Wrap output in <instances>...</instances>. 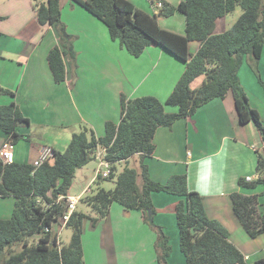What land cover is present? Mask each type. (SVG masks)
<instances>
[{
	"label": "trees",
	"instance_id": "1",
	"mask_svg": "<svg viewBox=\"0 0 264 264\" xmlns=\"http://www.w3.org/2000/svg\"><path fill=\"white\" fill-rule=\"evenodd\" d=\"M40 26H55L60 34V46L52 48L47 56L48 67L57 84L66 81V61L76 65L77 53L73 38L66 33L62 22L60 0H32ZM100 20L108 29L110 39L119 43L133 57H140L152 45L161 47L185 65V70L165 102L153 96L120 99V122L108 121L103 136L84 126L74 133L65 151H52L51 158L38 168L33 164L0 160V198L13 197L15 207L9 219L0 220V264H85L83 232L84 221L96 227L108 217L112 204L127 211H140L143 220L157 233L155 250L160 264H170L172 252L169 237L162 227L150 223L148 212L158 210L152 202L153 193H167L180 198L169 211L177 217L180 250L186 264H247L245 255L230 239L229 231L206 213L202 196L188 188V175L171 176L165 184L150 178L144 160L154 154V138L159 128H171L179 120H190L204 105L216 99H225L231 93L241 125L253 123L264 144V125L259 112L249 101L239 79L244 60L264 87L258 69L264 49V0H183L177 6L164 0L156 15L139 10L129 0H71ZM243 10L238 20L225 32L215 34L216 22ZM184 16L185 34L162 29L159 17ZM3 19L0 16V21ZM200 43L195 54L190 43ZM204 76L201 85L193 82ZM14 93L0 86V96L14 97ZM166 107L177 108L174 113ZM18 105L11 101L0 105V131L5 142L16 145L29 140L19 132L29 126ZM104 150L110 166L109 180H115L113 189L99 188L80 199L94 215L75 210L66 223L72 229L68 245H60L54 227L67 212L68 197L79 169L96 160ZM138 155L140 172L129 167L131 158ZM125 163L122 172L117 165ZM257 177L244 178L239 185L248 190L264 186V151L258 152ZM142 178V187L138 185ZM233 212L246 233L256 238L264 234V213L260 195H231ZM40 238L31 243L34 235ZM261 264V263H257Z\"/></svg>",
	"mask_w": 264,
	"mask_h": 264
},
{
	"label": "crops",
	"instance_id": "2",
	"mask_svg": "<svg viewBox=\"0 0 264 264\" xmlns=\"http://www.w3.org/2000/svg\"><path fill=\"white\" fill-rule=\"evenodd\" d=\"M129 1L146 14H157L153 6L155 0ZM164 1L177 6L183 0ZM60 5L62 22L66 33L73 38L77 59L76 65L66 61V81L57 84L47 62L49 51L60 46L57 28L38 24L32 0H0V16L3 17L0 21V86L15 94L13 98L0 96V105L14 101L30 120L29 126L19 128V132L30 139L13 145L14 161L18 163L33 164L46 149L60 151L58 147L68 146L73 134L84 126L97 136H103L106 122H120L122 95L128 99L153 96L165 102L185 70L181 61L157 45L149 46L140 57H133L110 39L107 27L100 20L82 7L71 0H60ZM242 13L238 7L219 19L215 34L228 30ZM232 14H236V18L228 21ZM158 24L164 30L185 34V20L180 13L169 18L159 17ZM199 48L200 43H190L191 54ZM258 69L264 82V49ZM204 78L196 79L192 88L199 87V81L203 82ZM239 79L264 125V90L247 60L240 68ZM166 111L174 113L177 108L166 107ZM36 127L44 135L34 133ZM48 130L57 134L50 132L45 136ZM4 143L5 135L0 131V150ZM154 144V154L144 160L150 178L165 184L173 175L187 174L189 190L202 196L208 217L229 231L230 241L245 255L247 264H264V234L252 238L246 233L233 212L231 200L236 192L258 194V188L244 189L239 180L257 177L258 152L264 151V144L253 123L240 124L233 95L229 93L225 99L204 105L188 121L179 120L171 128H159ZM139 160L136 155L128 165L131 161L137 162L138 169H135L140 172ZM87 166L77 171L74 185L77 181H88L84 172ZM93 183L94 177L77 195H71L73 185L70 197L90 194L84 192ZM142 184L139 177L140 188ZM259 195L264 213V193ZM179 201L180 198L167 193L152 194L153 205L158 210L154 223L162 227L170 239V264L187 263L180 250L177 217L169 211ZM14 207L13 197L0 198V220L10 218ZM116 237H120L121 242L122 237L135 242L134 250L128 249L130 255H115ZM156 239V231L144 222L140 211H127L114 203L108 217L100 220L96 227L90 220L84 221L85 264H160ZM93 249L95 255H88Z\"/></svg>",
	"mask_w": 264,
	"mask_h": 264
},
{
	"label": "rangeland",
	"instance_id": "3",
	"mask_svg": "<svg viewBox=\"0 0 264 264\" xmlns=\"http://www.w3.org/2000/svg\"><path fill=\"white\" fill-rule=\"evenodd\" d=\"M235 18H236V14H232V15L228 16V21H232ZM149 82H151V80ZM201 83H202V80L199 81L198 86L201 85ZM260 86L264 90V87L261 84H260ZM78 131H79V129H78ZM50 132H52V131H49L48 130L45 133V136L48 135ZM34 133H38V134L41 133L42 135H44V133H42V131L40 129H37V127L35 128ZM55 134H57V133L56 132H52L51 133V135H55ZM60 146H62V145H60ZM66 147H67V145L65 144L63 147H58V150L65 151ZM129 167H131V168H136L137 167L136 169H138V164L135 161H131ZM97 168H98V162L97 161H93V162H91V163L88 164V166L84 169V172L89 177L88 181H86L84 183H80V181H77V183H75V185H74V187H73V189L71 191V195H77V194H79L80 191H82V189L87 186V184L89 183L90 179L92 177L95 178V170ZM123 169H124V166H122V164L121 165L120 164L117 165V170H118L117 173L118 174L120 172H122ZM102 171H106V169L105 168H102ZM90 186L91 187H88V188L91 190V192L93 191L94 193L97 192V190L99 188H103L105 190H110V189H113L114 188V186H115V180H109L108 178H106V179H100L99 181H95V183L91 184ZM262 192L264 193V186L261 185L256 190V193L260 194ZM260 197H261V195H260ZM78 211H81V212H83V213H85L87 215H94L93 212L91 211V209L88 206H86L85 204L81 203V202L78 204ZM86 223L87 224H85V226H88L89 223L88 222H86ZM60 226H61V223L60 224L58 223V225L54 227V229H55L54 232L59 235V243H60V245L61 244L62 245H68L69 242L71 241L72 229L69 228V227H67V226H65L61 230L60 229ZM129 226H132V223H129ZM40 236L41 235H39V234L32 236L30 238V242L33 243V242L37 241L40 238ZM87 236H88V238H90V240H93V238L91 236H89V235H87ZM116 240H118L117 241L118 244L116 243V248H115V253L116 254L115 255H130L128 249H130V250L133 249L134 250V243L135 242L133 243L132 241H127V240L124 239V237H122V242H121L120 237H116ZM118 246H119V251H118ZM136 254H137V252H136ZM88 255H95L94 249H93L92 252H89Z\"/></svg>",
	"mask_w": 264,
	"mask_h": 264
},
{
	"label": "built area",
	"instance_id": "4",
	"mask_svg": "<svg viewBox=\"0 0 264 264\" xmlns=\"http://www.w3.org/2000/svg\"><path fill=\"white\" fill-rule=\"evenodd\" d=\"M163 4L162 2H157L156 6L154 8L156 11L158 9L162 8ZM14 147L11 143L5 142L0 150V160L4 164H11L14 162ZM52 156V150L46 149L43 151L41 156L33 163L35 168L40 167L44 163H46ZM98 162V168L95 170V181H99L100 179H106L110 176V166L109 163L105 161V155L104 150H100L96 154V160ZM102 168H105L106 171H102ZM253 178H248L247 181H253ZM90 189H87L84 194L90 193ZM84 195L78 196V197H68V208L66 214L63 216V218L60 220L61 226L60 229L62 230L63 227L66 226V223L69 221L71 214L76 210V206L79 203L80 199L83 198ZM60 234V233H59ZM58 235V234H57ZM59 240V235H58Z\"/></svg>",
	"mask_w": 264,
	"mask_h": 264
},
{
	"label": "water",
	"instance_id": "5",
	"mask_svg": "<svg viewBox=\"0 0 264 264\" xmlns=\"http://www.w3.org/2000/svg\"><path fill=\"white\" fill-rule=\"evenodd\" d=\"M148 220L150 223H153V213L151 211L148 212Z\"/></svg>",
	"mask_w": 264,
	"mask_h": 264
}]
</instances>
